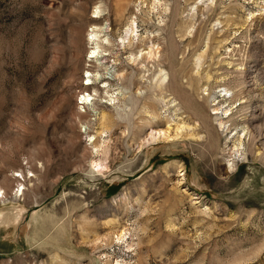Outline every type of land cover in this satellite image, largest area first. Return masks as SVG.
Returning a JSON list of instances; mask_svg holds the SVG:
<instances>
[{
	"label": "rangeland",
	"instance_id": "rangeland-1",
	"mask_svg": "<svg viewBox=\"0 0 264 264\" xmlns=\"http://www.w3.org/2000/svg\"><path fill=\"white\" fill-rule=\"evenodd\" d=\"M0 264H264V0H0Z\"/></svg>",
	"mask_w": 264,
	"mask_h": 264
},
{
	"label": "bare ground",
	"instance_id": "bare-ground-1",
	"mask_svg": "<svg viewBox=\"0 0 264 264\" xmlns=\"http://www.w3.org/2000/svg\"><path fill=\"white\" fill-rule=\"evenodd\" d=\"M132 22V21H131ZM135 35V30H134V23H130V25L127 27V29L125 30V37L121 38V41L124 38H128L130 36H134ZM135 37V36H134ZM124 41V40H123ZM128 43V42H127ZM97 49V48H96ZM95 51V50H94ZM92 51V52H94ZM98 51V50H97ZM100 51V50H99ZM103 52V51H102ZM158 52H159V48L158 46L152 45L148 48L147 52L143 53V51H139L136 55H134V57L131 58V61L134 63L136 62L139 58H143V61L149 62L151 60H155L156 57L158 56ZM99 55V54H98ZM102 55V54H101ZM93 56V54H92ZM96 56V55H94ZM97 57V56H96ZM94 58V57H93ZM97 74V73H96ZM122 74H117L116 76L120 78ZM123 76V75H122ZM97 77V76H95ZM165 74L162 70H159L158 74L156 75V79H158V82H165ZM92 81L89 80V83H91ZM88 96V95H87ZM113 98H110V100ZM86 100H90V99H86ZM173 104H170V106ZM218 110V109H216ZM225 114L228 113V110L224 111ZM105 119V114L102 115V120ZM107 119V118H106ZM157 137L162 134V132H155L154 133ZM155 135H153V133L150 134V138L152 140H155ZM176 138H181V139H197L196 135H194V128L189 127L187 125H181L180 127L177 128L176 130V134H175ZM240 145V141H238V144L235 145L236 150H233L234 153L238 152V146ZM94 168H96V170H102L103 168H105V165L102 163V161L96 162L93 166ZM100 172V171H99ZM21 188H17V191L19 192ZM16 191V192H17ZM18 213V211H17ZM11 225V224H10ZM122 237V232L119 234V237L117 236V239H120Z\"/></svg>",
	"mask_w": 264,
	"mask_h": 264
}]
</instances>
